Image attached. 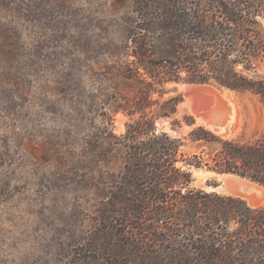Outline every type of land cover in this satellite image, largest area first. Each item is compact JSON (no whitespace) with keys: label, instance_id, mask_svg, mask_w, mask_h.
<instances>
[{"label":"rangeland","instance_id":"374dc122","mask_svg":"<svg viewBox=\"0 0 264 264\" xmlns=\"http://www.w3.org/2000/svg\"><path fill=\"white\" fill-rule=\"evenodd\" d=\"M168 1L198 2L0 0V264H170V255L194 248L196 240L169 228L173 220L146 217L138 224L101 212L115 208L122 188L120 136L137 117L116 110L132 95L122 72L134 67L143 14L160 11ZM256 19L264 28V15ZM253 66L242 71L264 79V61ZM186 83L163 85L162 98L180 94L182 100L174 115L156 118L155 125L165 117L171 126L179 119L174 128L183 134L177 137L198 124L241 141L264 133L259 94L209 83L226 91L223 96L239 112L237 125L221 132L199 120ZM184 115L195 122L188 125ZM182 150L198 151L191 144ZM225 174L233 173L192 167L190 186H234V177ZM228 194L264 206V193L251 201ZM148 225L155 228L141 230ZM142 234L147 253L139 252Z\"/></svg>","mask_w":264,"mask_h":264},{"label":"trees","instance_id":"16d2710c","mask_svg":"<svg viewBox=\"0 0 264 264\" xmlns=\"http://www.w3.org/2000/svg\"><path fill=\"white\" fill-rule=\"evenodd\" d=\"M170 2L160 11L144 13L137 26L134 67L122 72L131 99L116 105V110L137 117L120 136L122 188L115 208L101 212L138 224L146 217L173 220L171 230L180 229L198 244L193 242L187 253L170 255V264H264V206L190 186L192 167L237 174L264 186V133L241 141L198 124L177 137L154 124L156 118L174 115L182 100L180 94L162 98L163 85L170 82L213 83L257 93L264 101V79L242 71L264 61V28L256 19L264 15V0ZM184 118L188 125L195 122L191 115ZM172 126H181V121L172 119ZM187 144L198 151L185 152ZM151 226L140 228L148 231ZM141 236L145 246L139 252L147 253L145 234ZM111 253L119 254L114 249Z\"/></svg>","mask_w":264,"mask_h":264},{"label":"water","instance_id":"95a60500","mask_svg":"<svg viewBox=\"0 0 264 264\" xmlns=\"http://www.w3.org/2000/svg\"><path fill=\"white\" fill-rule=\"evenodd\" d=\"M187 93L190 96V106L194 113L205 119L206 123L214 129L225 132L229 130L232 123L234 111L233 102L224 97L213 85L209 83H186ZM157 130L168 131L174 136L183 134L182 129L174 128L169 122V117L158 119L156 121ZM233 176L236 184L234 186H226L224 184L210 185L208 188L220 193H237L260 195L262 192L259 187L264 188L259 182L250 178L239 176L237 174H225Z\"/></svg>","mask_w":264,"mask_h":264},{"label":"bare ground","instance_id":"6f19581e","mask_svg":"<svg viewBox=\"0 0 264 264\" xmlns=\"http://www.w3.org/2000/svg\"><path fill=\"white\" fill-rule=\"evenodd\" d=\"M185 88H186V86H185ZM187 89V88H186ZM224 94H227V92L226 91H224ZM224 94H222V95H224ZM199 120H203L204 122H206L205 121V119H203V118H199ZM238 120H239V112L236 110V109H234V111H233V116H232V123H231V125H230V127H229V129H231L232 127H235L236 125H237V123H238ZM259 189L261 190V192L262 193H264V188H262V187H259ZM262 195V194H261ZM254 195H251V194H244L243 195V197H246V198H248V199H250V201L252 200V199H254V197H253ZM257 197V196H256ZM260 197V196H259ZM258 198V197H257ZM259 199V198H258ZM253 205V204H252Z\"/></svg>","mask_w":264,"mask_h":264}]
</instances>
